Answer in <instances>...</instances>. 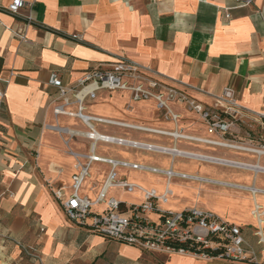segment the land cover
I'll return each mask as SVG.
<instances>
[{
	"label": "crops",
	"instance_id": "crops-1",
	"mask_svg": "<svg viewBox=\"0 0 264 264\" xmlns=\"http://www.w3.org/2000/svg\"><path fill=\"white\" fill-rule=\"evenodd\" d=\"M13 1L0 0V90L5 93L0 98V264H264L250 252L236 260L146 251L108 239L69 220L51 191V186L71 185L75 172L71 152H90L91 140L83 134L91 130L88 124L101 134L186 152L204 155L208 153L195 151L197 147H211L221 153L211 156L229 160H236L234 154L250 153L260 157L257 163H248L256 168L102 141L96 146V154L103 157L197 176L115 169L120 180L158 193L171 189L169 200L159 202L161 210L212 211L241 226L247 238L256 226L251 214L255 202L264 208V193L248 189H264L260 178L264 154L223 144H236L227 134L238 137L237 128L210 134L203 124L206 136L199 137L187 124L127 122L120 109L132 98L129 90H101L95 98H85L82 113L91 119L84 120L73 92L66 103L51 84V75L57 73L65 86L76 88L90 72L129 58L205 105H215L216 97L229 87L248 115L264 112V0L247 6L236 0H24L28 6L18 14L6 10ZM21 31L25 41L17 34ZM73 34L81 39H72ZM134 102L136 108L151 104L159 109L154 99ZM60 106L65 112H56ZM111 170L109 163L92 162L80 194L96 201ZM106 198H116L126 209L143 201L139 190L121 187H110ZM105 209L106 204L99 202L92 213ZM148 217L161 221L160 212Z\"/></svg>",
	"mask_w": 264,
	"mask_h": 264
},
{
	"label": "built area",
	"instance_id": "built-area-1",
	"mask_svg": "<svg viewBox=\"0 0 264 264\" xmlns=\"http://www.w3.org/2000/svg\"><path fill=\"white\" fill-rule=\"evenodd\" d=\"M241 6L251 5L255 0H236ZM28 4L24 0H14L6 7V10L13 14H18L19 11L27 7ZM27 23H31V15L26 16ZM22 40H26V35L23 31L17 32ZM72 39H81L79 34H73ZM153 71L129 58L119 59L112 68L101 70L96 69L83 78L79 86L69 89L65 86L57 75L52 73L51 84L58 89L59 94L68 103V94L73 92L74 97L80 103L79 115L84 120L91 119L90 116L84 115L83 102L85 98H95L97 93L101 90H129L132 93V99L148 100L154 98L161 107H168L167 101L163 94H160L155 89L159 85V81L151 76ZM150 74V75H149ZM148 81V84L146 82ZM177 95V90L170 89L169 96L174 98ZM5 93L0 90V98L2 99ZM191 105L194 110L198 112L207 125V130L210 134H227L232 131L235 124L227 119L228 116L239 119H253L260 122V126L264 130V112H255L248 115L243 111L242 107L237 103L234 92L231 88H225L224 92L216 97V104L213 106L205 105L197 100H192ZM224 110L219 109V106ZM56 112L63 113V107L56 108ZM91 130L83 133L91 140L90 152L80 153L71 152L75 158V172L72 174V183L68 187L51 186V191L56 200H58L69 220L89 226L90 229L108 239H113L119 242H124L129 245L136 246L146 251H164L168 253H193L199 256H211L204 252L191 251L183 247H176L174 243H186L189 240L200 242L206 248H215L222 244L224 253L222 256L230 259H241L248 257L250 252L256 257L246 236L243 233L241 226L224 220L212 211H205L198 208H189L183 211L172 212L163 211L159 202H167L172 190L167 188L164 193H158L154 188H146L141 184L120 180L117 176L116 167L124 166L133 169L147 170L152 172H164L169 177L178 175L181 177L198 178L184 173H177L172 170H161L147 165L133 163L123 160H116L113 158L103 157L96 154V146L99 141L112 143L122 146H129L133 148L145 149L150 151L174 153L183 156H194L201 160H207L218 164H223L232 167H249L248 163L236 160H229L220 157L203 155L193 152H186L177 148H169L158 146L155 144L144 143L137 140L126 139L107 134H99L95 136L97 131L92 124H88ZM64 132L74 134L73 131L67 128H58ZM211 141V140H208ZM264 141V137H263ZM229 146L241 147L240 145L232 143H223ZM257 153L264 152V144L261 148L252 149ZM86 160L84 162L83 160ZM101 161L112 165V170L106 178L103 190L96 201L91 200L88 196L80 194V189L87 176L92 162ZM110 187H121L128 192L139 190L142 193L143 201L141 203H134L126 210L120 209L121 202L116 198H106V192ZM70 192L66 194V190ZM253 194L257 192L264 193V189L249 187ZM104 202L106 204L105 211L101 213H92V206L96 203ZM153 212H166V216L161 218L160 222L151 220L148 215ZM256 220L254 235L258 238V243L263 245L264 251V208L258 202H255L254 208L251 212ZM91 218V223L88 219ZM217 236L219 241L213 240L212 237Z\"/></svg>",
	"mask_w": 264,
	"mask_h": 264
},
{
	"label": "rangeland",
	"instance_id": "rangeland-1",
	"mask_svg": "<svg viewBox=\"0 0 264 264\" xmlns=\"http://www.w3.org/2000/svg\"><path fill=\"white\" fill-rule=\"evenodd\" d=\"M157 80L159 81V85L156 87L155 90L160 94H163L164 99L167 101L168 107L159 108L158 102L154 98H150L156 101L157 107L159 108L158 110L156 109L155 105H151V104H149V106L136 108L135 107L136 102H134L132 98H127L125 99L124 108L122 107L120 109L122 112L125 113L126 121L139 125H147V126H152L154 124H160V125L187 124L191 126L190 130L194 132L193 135H197L199 137H205L206 133L203 124H206V122L204 121L202 116L194 110L193 106L191 105V101L194 100V98L186 94L183 90L172 86L171 84H169L164 80H159V79ZM146 84H148V81L146 82ZM171 88L177 90V95H175L174 98H170L169 96ZM175 116L178 117L175 118ZM224 116H227V119H229L230 121L233 122V124H235L233 128H237L239 130L237 134L235 133L236 135H238V137L235 138L232 134H227V137L235 139L236 144L240 146H251V147L261 148V145L264 144V141H263L262 127L259 125L261 124L260 122L248 118L247 119L234 118L230 115L228 116L227 114H225ZM106 129L108 128H104V127L102 128V130H106ZM126 132L131 133V131L128 130H126ZM138 137L144 138L143 135H138ZM157 141L162 144L170 143L169 141L162 139H158ZM211 146L217 147L216 144H211ZM200 150L208 153L204 155H210L209 153L213 155L221 154L219 151L211 147L205 150L203 148L197 147L195 151H200ZM232 152L231 153L226 152V153L227 155L234 154ZM106 153H110V148L106 150ZM248 154L241 153L237 155L234 154V156L236 157L235 159L237 161H241V162L248 161L246 163H257L258 161H260L259 156L253 157L252 155H250V153ZM261 162L264 165V158H262ZM260 178L261 180H264V175H261ZM254 231H255V227L254 229L249 230L248 233L249 238L247 237V241L250 244L252 250L254 251L256 257L260 259H264L263 245H260L258 243V238L254 235Z\"/></svg>",
	"mask_w": 264,
	"mask_h": 264
},
{
	"label": "trees",
	"instance_id": "trees-1",
	"mask_svg": "<svg viewBox=\"0 0 264 264\" xmlns=\"http://www.w3.org/2000/svg\"><path fill=\"white\" fill-rule=\"evenodd\" d=\"M120 209L123 211L126 209V205L121 203L120 204ZM161 213V218H164L166 216V212H160ZM213 240H216V241H219V238L217 236H213L212 237ZM174 245L176 247H183V248H186V249H189L191 251H197V252H204L208 255H211V256H218V255H221L224 253V247L222 244H219V246L215 247V248H206L204 246V244L200 243V242H196V241H193V240H189L188 242L186 243H174Z\"/></svg>",
	"mask_w": 264,
	"mask_h": 264
},
{
	"label": "bare ground",
	"instance_id": "bare-ground-1",
	"mask_svg": "<svg viewBox=\"0 0 264 264\" xmlns=\"http://www.w3.org/2000/svg\"><path fill=\"white\" fill-rule=\"evenodd\" d=\"M178 116H175V118H177ZM100 133L99 132H97V133H95V136H98ZM237 148H240V149H245V150H251V151H254V150H252V149H254V148H251V147H247V146H241V147H237ZM260 153V152H259ZM263 154H264V152H263ZM251 165V164H250ZM237 167H239V166H237ZM243 168H245V167H243ZM247 168H256L255 166H253V165H251V166H249V167H247ZM263 170H264V168H262Z\"/></svg>",
	"mask_w": 264,
	"mask_h": 264
}]
</instances>
